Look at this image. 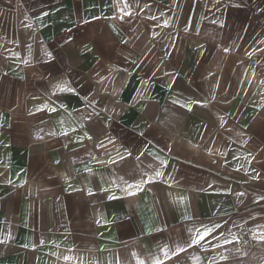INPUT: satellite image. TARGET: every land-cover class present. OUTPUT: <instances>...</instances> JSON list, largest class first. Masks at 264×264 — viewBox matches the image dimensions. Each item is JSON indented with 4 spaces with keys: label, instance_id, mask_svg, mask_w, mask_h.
<instances>
[{
    "label": "crops",
    "instance_id": "0c3cea01",
    "mask_svg": "<svg viewBox=\"0 0 264 264\" xmlns=\"http://www.w3.org/2000/svg\"><path fill=\"white\" fill-rule=\"evenodd\" d=\"M157 260L264 261V0H0V264Z\"/></svg>",
    "mask_w": 264,
    "mask_h": 264
},
{
    "label": "snow or ice",
    "instance_id": "6c2138e0",
    "mask_svg": "<svg viewBox=\"0 0 264 264\" xmlns=\"http://www.w3.org/2000/svg\"><path fill=\"white\" fill-rule=\"evenodd\" d=\"M159 174H160V173H157V175H159ZM129 187H131V185H130ZM210 233H211V230H210V229H209V230H206L205 233L200 234L198 237L194 238V239L192 240V243H193V244L199 243L201 240L204 239L205 235L210 234ZM164 255L167 256V255H168V252L165 251ZM66 259H67V258H66ZM140 264H143V262H140ZM156 264H162V262L159 261V260H157Z\"/></svg>",
    "mask_w": 264,
    "mask_h": 264
},
{
    "label": "built area",
    "instance_id": "2783aa9c",
    "mask_svg": "<svg viewBox=\"0 0 264 264\" xmlns=\"http://www.w3.org/2000/svg\"><path fill=\"white\" fill-rule=\"evenodd\" d=\"M262 264H264V261H263V263Z\"/></svg>",
    "mask_w": 264,
    "mask_h": 264
}]
</instances>
